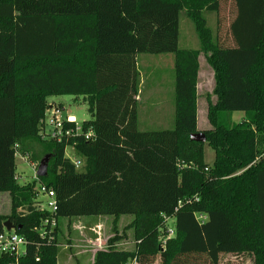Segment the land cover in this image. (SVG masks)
I'll return each instance as SVG.
<instances>
[{"label": "trees", "instance_id": "16d2710c", "mask_svg": "<svg viewBox=\"0 0 264 264\" xmlns=\"http://www.w3.org/2000/svg\"><path fill=\"white\" fill-rule=\"evenodd\" d=\"M222 6L223 0H0V193L10 198L0 233L8 221L25 241L23 255H2L0 264H57L51 220L97 216L133 217L136 248L116 249L113 235L93 264H218L226 254L264 264V0H229L227 25L219 20L215 36L203 13L219 15ZM180 13L194 27L198 50L178 48ZM200 53L215 97L206 96L204 144L190 140L198 133ZM141 54L173 55L172 129L137 128ZM55 96L86 101L91 119L81 126L91 131L88 140L42 138L47 99ZM233 113L242 121L234 123ZM27 141L50 158L44 178L19 184L16 151ZM205 144L214 153L211 166L203 161ZM67 147L82 160L80 170L65 157ZM36 182L54 192L53 213L32 207ZM169 218L174 237L160 250L158 229Z\"/></svg>", "mask_w": 264, "mask_h": 264}, {"label": "rangeland", "instance_id": "374dc122", "mask_svg": "<svg viewBox=\"0 0 264 264\" xmlns=\"http://www.w3.org/2000/svg\"><path fill=\"white\" fill-rule=\"evenodd\" d=\"M231 9L229 7V0H223V6L219 15L215 13L204 12L203 16L206 20L208 27L212 30L213 34H217V26L224 22L227 25L228 17H230ZM221 22L218 23V21ZM179 34H178V48L187 50H198L199 41L197 39L194 27L191 22L185 17L184 13L179 15ZM216 36V35H215ZM223 35H221V38ZM223 41V40H221ZM225 43V42H224ZM136 65L139 73L140 92L142 103L137 107V128L139 131H158L172 129L173 127V55L160 54V55H145L141 54L137 56ZM198 74L200 76L198 85V103H197V125L198 132L209 129L210 126L206 120V96H210V91L213 87L212 70L205 62V59L200 53L198 56ZM214 98H212L213 100ZM47 102L52 104L53 108H60L62 111L59 114L60 119L70 117L75 123L80 124L82 122L91 119L90 114L87 111L86 101L80 96H55L48 98ZM62 106V108H61ZM49 109V108H48ZM232 121L238 123L242 121V113H233ZM205 128V129H204ZM263 142L260 150L264 149V133ZM45 148L37 142L27 141L18 147L16 151L15 159V172L16 178L19 184H27L32 181L38 180L35 176V171L38 166V162L43 157ZM65 157L69 160H75L77 156L73 153L71 147L65 149ZM214 153L208 146H203V161L206 165L211 166L213 163ZM10 213V198L7 193H0V216L7 217ZM134 218L131 216H121L118 218L97 216V217H83L72 218L70 225L67 227V220L60 219L56 223L57 229H60L58 237V260L63 259L64 256H69V263L76 264V259L79 260V264H88V256L76 255L79 249H67L64 247L66 242L64 234L66 229H78L80 222H84L87 228L93 227L100 233L101 242L104 241L103 249L106 248V242L113 235L119 238L120 241L115 245L116 249L121 251L132 252L136 248V241L133 229ZM97 226V228L95 227ZM59 227V228H58ZM173 228V220L166 219L163 223V227L158 229L157 241L161 242L160 250H163L165 243L173 236L168 235V230ZM63 244V245H62ZM69 244V242L67 243ZM75 254L76 257H72ZM242 256V257H241ZM243 259V264H252V258L248 255H221L220 259L223 264H236L235 261ZM155 264H159L155 260Z\"/></svg>", "mask_w": 264, "mask_h": 264}, {"label": "built area", "instance_id": "2783aa9c", "mask_svg": "<svg viewBox=\"0 0 264 264\" xmlns=\"http://www.w3.org/2000/svg\"><path fill=\"white\" fill-rule=\"evenodd\" d=\"M62 110L60 108L56 109L50 107L44 116V119L41 121V133L40 135L44 139L56 140L57 142L62 139H71L82 137L85 140H88L92 133L90 130L84 131L82 129L81 123L77 124L70 117L60 119L58 116ZM70 163L76 170H80L83 162L81 159L76 158L75 160H70ZM37 181V179H36ZM55 195L54 192L45 187L43 184L36 182L35 185V195L33 199L32 207L37 211H44L53 213L55 210ZM199 220H202L203 217L199 216ZM47 222H43V225H46ZM56 225L55 220H51L49 223V228H53ZM46 234L45 230L42 228L39 231L40 237H44ZM168 235L171 237L174 235V229L168 230ZM25 247L24 239L17 235L15 232H6L3 228V231L0 233V256L2 255H12L14 257H19L23 255ZM126 264H136L135 260L132 259Z\"/></svg>", "mask_w": 264, "mask_h": 264}, {"label": "crops", "instance_id": "0c3cea01", "mask_svg": "<svg viewBox=\"0 0 264 264\" xmlns=\"http://www.w3.org/2000/svg\"><path fill=\"white\" fill-rule=\"evenodd\" d=\"M137 58L138 57H136V60H137ZM212 77H213V73H212ZM199 80H200V76L198 74L197 83H196L197 103H198V97H199L198 96ZM140 84H141V82L139 81L138 95L136 96V100H137L138 105H140L142 103L141 97L139 96V95H141ZM213 86H214V81H213ZM212 90H213V87H212L210 92H212ZM173 92H174V90H173ZM209 98H210V100L212 102L215 101V97H213L211 95V93H210ZM212 98H214V99L212 100ZM47 104H48V108H50L52 106V104H49L48 102H47ZM61 108H62V106H61ZM173 108H174V106H173ZM206 110H207V106H206ZM137 120H138V118H137ZM197 129L199 130V129H202V128H199V126L197 125ZM202 131H204V130H202ZM70 221H71V219L67 220V223H66L67 227L70 225ZM95 227L97 228V226H95ZM68 230H69V232L66 229V233L64 234L65 239H66V242L64 243V247L67 248V249H69V248H71V249H79V251L76 253V255H80V256H85L86 257V256H88V254H90V257H88L87 262H88V264H93V260H94V256H95L96 252H98L100 250H103V248L101 246H104V241L101 242V237H100L99 231L97 229L93 228V227L87 228L85 226L84 222H80V225H79L78 229H72L71 228V229H68ZM59 232L62 234L60 229H58V237L60 236ZM68 242H69V244H67ZM72 257H76L75 254ZM68 258H69L68 255L64 256V258L61 259V260L60 259L58 260V258H57V264H70ZM222 262H221V259L219 258L218 264H223L224 262L223 263ZM235 263L236 264H243V259L240 258V260L235 261ZM76 264H79V260L78 259H76ZM252 264H253V261H252Z\"/></svg>", "mask_w": 264, "mask_h": 264}, {"label": "water", "instance_id": "95a60500", "mask_svg": "<svg viewBox=\"0 0 264 264\" xmlns=\"http://www.w3.org/2000/svg\"><path fill=\"white\" fill-rule=\"evenodd\" d=\"M190 140L193 142L201 143V144L205 143V137H204L202 132H198V133L193 134L192 136H190ZM49 158H50L49 155H45L38 162V166H37L36 171H35V176L37 178H44L46 176ZM2 226L6 232H11V231L14 232L15 231L14 226L12 224H10L8 221L4 222Z\"/></svg>", "mask_w": 264, "mask_h": 264}]
</instances>
